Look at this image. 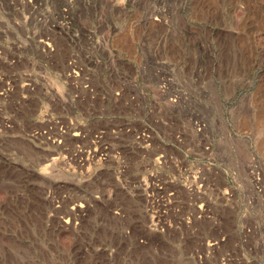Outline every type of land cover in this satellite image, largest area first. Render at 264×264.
<instances>
[{
	"label": "rangeland",
	"instance_id": "obj_1",
	"mask_svg": "<svg viewBox=\"0 0 264 264\" xmlns=\"http://www.w3.org/2000/svg\"><path fill=\"white\" fill-rule=\"evenodd\" d=\"M224 1L0 0V264H264V112L191 76Z\"/></svg>",
	"mask_w": 264,
	"mask_h": 264
},
{
	"label": "crops",
	"instance_id": "obj_2",
	"mask_svg": "<svg viewBox=\"0 0 264 264\" xmlns=\"http://www.w3.org/2000/svg\"><path fill=\"white\" fill-rule=\"evenodd\" d=\"M236 3L235 0H225L222 8L208 9L205 14L206 26L214 32L207 30L212 35L204 46L199 36L197 40L208 56H218L220 47L229 43L238 58L235 59V53H232L231 60L211 58L202 61V64L196 62L191 66V76L205 82V85H209L208 75L212 76L211 81L216 88H210L209 92L214 102L202 103L208 110H218L219 106H223V101L226 103L230 97L239 96L246 107L241 111L264 112V0H246L244 6ZM239 13L243 15L241 19ZM203 30L206 29L203 27ZM239 87L241 91L236 95L234 91Z\"/></svg>",
	"mask_w": 264,
	"mask_h": 264
},
{
	"label": "built area",
	"instance_id": "obj_3",
	"mask_svg": "<svg viewBox=\"0 0 264 264\" xmlns=\"http://www.w3.org/2000/svg\"><path fill=\"white\" fill-rule=\"evenodd\" d=\"M75 75H77V73L74 72ZM74 75V77H75ZM73 76V75H72ZM49 123L52 124V126H54V128L57 130V136H52L50 133L51 128H49V130H42L40 129H36V130H31L28 134V138L30 141H32L33 144L39 146L40 148H42L45 145H63V141H64V135H68L67 130L61 126V123L58 120H49ZM142 140H144V147L148 145V141H147V137L145 136V134L142 135ZM96 139H100L99 137H96ZM99 142V140H98ZM89 153V152H88ZM108 155L107 154H99V158L106 160V157Z\"/></svg>",
	"mask_w": 264,
	"mask_h": 264
},
{
	"label": "bare ground",
	"instance_id": "obj_4",
	"mask_svg": "<svg viewBox=\"0 0 264 264\" xmlns=\"http://www.w3.org/2000/svg\"><path fill=\"white\" fill-rule=\"evenodd\" d=\"M259 121V120H258Z\"/></svg>",
	"mask_w": 264,
	"mask_h": 264
}]
</instances>
